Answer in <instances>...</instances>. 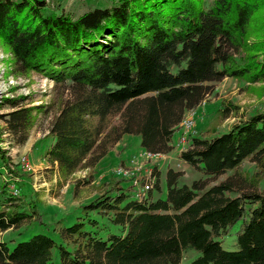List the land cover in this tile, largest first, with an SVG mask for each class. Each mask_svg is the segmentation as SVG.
<instances>
[{"label": "trees", "instance_id": "obj_1", "mask_svg": "<svg viewBox=\"0 0 264 264\" xmlns=\"http://www.w3.org/2000/svg\"><path fill=\"white\" fill-rule=\"evenodd\" d=\"M43 5L0 0V40L19 73L38 72L61 89L44 156L62 176L93 167L125 134L137 135L146 152L166 154L184 114L213 83L264 81V0H111L75 17L45 14ZM5 102L12 108L1 115L5 129L23 143L37 108ZM233 110L223 104L178 155L206 176L230 172L222 180L178 186L180 173L168 169L164 198H149V191L138 201L122 178L110 177L81 209L101 212L120 233L102 239L75 221L60 232L71 250L43 233L11 249L0 240V264H50L53 248L59 264H177L187 248L199 251L187 264H264V109L218 134ZM245 160L256 165L251 176L240 170ZM0 163L7 168L1 147ZM3 173L0 232L38 219ZM90 180L89 172L84 182ZM239 219L238 248L222 249L214 238Z\"/></svg>", "mask_w": 264, "mask_h": 264}, {"label": "rangeland", "instance_id": "obj_2", "mask_svg": "<svg viewBox=\"0 0 264 264\" xmlns=\"http://www.w3.org/2000/svg\"><path fill=\"white\" fill-rule=\"evenodd\" d=\"M43 1L42 12L59 14L68 13L75 17L78 14L94 8L108 6L111 0H40ZM209 0H204L207 4ZM60 87H55L54 81L38 72L28 71L19 73L15 68L13 56L0 40V147L7 156V170L0 163L3 179L10 180L9 190L13 195L21 197L29 212V206L35 207L38 217L29 224L8 228L0 232V240L11 249L16 242L27 239L35 233H43L51 237L55 243L68 250L71 243L62 238L60 232L63 227L75 221H83L85 229L96 231L102 239L106 233L118 234L122 227L109 223L101 212L84 211L81 207L102 193L100 185L107 184L110 177L122 178V187L133 190L132 180L146 169H152L158 179V188L148 193L149 198H164L165 172L168 169L178 171L180 176L177 185H187L194 180H206V186L222 180L230 172L214 177L204 175L198 168H194L178 156L181 148L187 145V138L201 136L203 128L223 104L232 106L228 117L220 121L217 133L224 132L231 123L239 118L264 109V81L254 83L224 77L213 83L208 94L193 110L184 114L183 119L191 118L192 126L184 130L178 127L172 137V149L158 155H143L144 150L139 146L137 135H123L109 152L91 168H78L71 174L60 175L56 163H50L44 156L45 150L53 141L48 133L49 123L57 110V100L61 96ZM60 95V96H59ZM67 93H63V97ZM6 99H12L19 106L36 107L32 111V123L27 130V138L18 143L16 138L5 129L1 115L12 108L6 104ZM48 107V108H47ZM46 109L41 111V109ZM183 161V162H182ZM240 170L251 176L256 165L245 160ZM10 173H7V172ZM91 180L84 182L88 173ZM129 176H125V173ZM1 179V178H0ZM83 180V181H80ZM77 181L78 184H77ZM155 184V183H154ZM87 219H94L95 226L86 223ZM241 220L235 221L227 227L220 237H215L224 250H236V232ZM199 255V251L187 248L182 252L177 264H187ZM50 264H59L56 249H52Z\"/></svg>", "mask_w": 264, "mask_h": 264}, {"label": "built area", "instance_id": "obj_3", "mask_svg": "<svg viewBox=\"0 0 264 264\" xmlns=\"http://www.w3.org/2000/svg\"><path fill=\"white\" fill-rule=\"evenodd\" d=\"M192 122H193L192 119L187 117L182 120L180 127L184 130H187L192 126ZM184 149L185 148H181L180 151ZM143 155L161 156L159 154H151L146 151L143 152ZM124 175L129 176L126 173ZM154 183H155V174L153 173L152 169H146L145 171H143L142 174L137 175V177H135L131 182V184H133V190H132L133 197L138 201L143 200L147 196V193L153 188Z\"/></svg>", "mask_w": 264, "mask_h": 264}, {"label": "crops", "instance_id": "obj_4", "mask_svg": "<svg viewBox=\"0 0 264 264\" xmlns=\"http://www.w3.org/2000/svg\"><path fill=\"white\" fill-rule=\"evenodd\" d=\"M164 156H167V154H163ZM179 155V154H178ZM162 157V156H161Z\"/></svg>", "mask_w": 264, "mask_h": 264}, {"label": "bare ground", "instance_id": "obj_5", "mask_svg": "<svg viewBox=\"0 0 264 264\" xmlns=\"http://www.w3.org/2000/svg\"><path fill=\"white\" fill-rule=\"evenodd\" d=\"M181 125V124H180ZM180 127V126H179Z\"/></svg>", "mask_w": 264, "mask_h": 264}]
</instances>
